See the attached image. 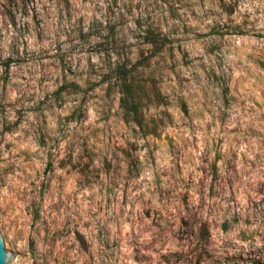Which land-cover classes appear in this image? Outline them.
<instances>
[{"label": "rangeland", "instance_id": "1", "mask_svg": "<svg viewBox=\"0 0 264 264\" xmlns=\"http://www.w3.org/2000/svg\"><path fill=\"white\" fill-rule=\"evenodd\" d=\"M0 232L16 264H264V0H0Z\"/></svg>", "mask_w": 264, "mask_h": 264}, {"label": "water", "instance_id": "2", "mask_svg": "<svg viewBox=\"0 0 264 264\" xmlns=\"http://www.w3.org/2000/svg\"><path fill=\"white\" fill-rule=\"evenodd\" d=\"M17 261L3 233L0 232V264H16Z\"/></svg>", "mask_w": 264, "mask_h": 264}]
</instances>
